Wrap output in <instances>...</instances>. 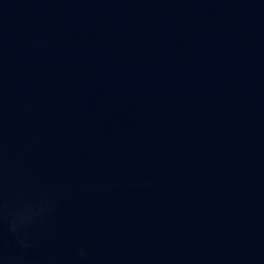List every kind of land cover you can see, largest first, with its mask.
I'll list each match as a JSON object with an SVG mask.
<instances>
[{"label": "water", "instance_id": "1", "mask_svg": "<svg viewBox=\"0 0 264 264\" xmlns=\"http://www.w3.org/2000/svg\"><path fill=\"white\" fill-rule=\"evenodd\" d=\"M0 264H264V0H0Z\"/></svg>", "mask_w": 264, "mask_h": 264}]
</instances>
